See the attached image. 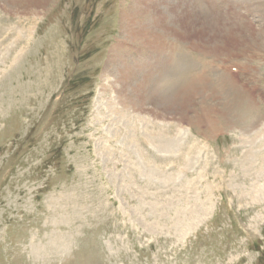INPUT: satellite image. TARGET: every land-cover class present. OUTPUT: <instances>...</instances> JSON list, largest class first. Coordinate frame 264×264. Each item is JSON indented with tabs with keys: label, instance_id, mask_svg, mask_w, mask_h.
Here are the masks:
<instances>
[{
	"label": "rangeland",
	"instance_id": "374dc122",
	"mask_svg": "<svg viewBox=\"0 0 264 264\" xmlns=\"http://www.w3.org/2000/svg\"><path fill=\"white\" fill-rule=\"evenodd\" d=\"M135 3L0 0V264H264V0ZM128 5L187 43L173 103Z\"/></svg>",
	"mask_w": 264,
	"mask_h": 264
},
{
	"label": "bare ground",
	"instance_id": "6f19581e",
	"mask_svg": "<svg viewBox=\"0 0 264 264\" xmlns=\"http://www.w3.org/2000/svg\"><path fill=\"white\" fill-rule=\"evenodd\" d=\"M49 1L50 0H29V3L44 4V3H49ZM134 1H136L135 3L136 5H140V6L146 5L141 3L143 0H134ZM159 15H161V12L157 13L158 17ZM150 17L151 16L145 19L143 17H140L138 15V10L129 7V5L127 6V8H124L120 15V24L122 27L120 31V39L117 40L118 44H116L115 48H117L120 45L119 43L120 41L123 42V40H125L126 38L132 40L130 42L133 43L140 41L143 44L142 46H145V50L143 47L141 49L142 54L145 53L149 54L150 58L144 60V57L141 56L142 60L139 63L138 60L136 61V63H138L137 67L135 68L127 67V68L136 75L140 76L141 78H144L142 79V81H140V85H141L140 87L144 90L145 93L147 94L149 93L148 97H152V100H154V102L163 100L169 103H173L174 92L176 94L177 91L187 88L190 85V78L193 75V69L191 66H187L182 71L175 72L176 59L177 57H180L181 59L188 61L191 58L190 57L191 54L190 51L187 49V43L186 44L184 43L185 45L182 44L183 48L179 47L178 49L173 50V53L171 54L167 53V50L165 49L163 44V38H162L163 32L161 33L159 32L160 31L159 29L163 30L167 26V22L165 23L157 19L151 21ZM174 30L177 31L176 29ZM178 34H180L181 36L184 35L187 36V34L184 32H180ZM118 58L122 62V64L125 65V63H127L126 62L127 60L124 59L123 56L119 55ZM153 60L155 61V63L152 62ZM152 63L154 64V66H152ZM173 72L175 74H173ZM219 78H220L219 85H223V86L231 85L230 79L227 77V75H222ZM176 88L178 89L176 90ZM240 105L242 106L243 103H240ZM233 111L236 112L235 109ZM239 115L243 118L241 109L239 111ZM202 135H204V132L202 133ZM156 138L157 137L154 136L151 139L155 140ZM250 157L251 159L253 158V156L251 155ZM260 160H261L260 162L264 164V154L262 155ZM248 168L249 170L256 169V172L263 170L262 167H259L257 169L256 162H254L253 160L252 162L249 163ZM260 192L262 191L260 190ZM63 246L64 245H58V247L57 246L56 247L60 248L59 250H61L63 249ZM36 254L38 256L44 255L41 257H45L48 254V252L47 250L45 251L38 250Z\"/></svg>",
	"mask_w": 264,
	"mask_h": 264
}]
</instances>
